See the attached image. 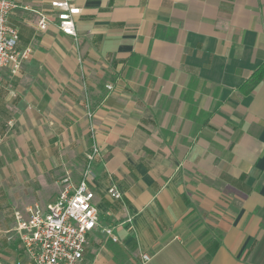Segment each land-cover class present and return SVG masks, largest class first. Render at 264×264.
<instances>
[{"label": "crops", "instance_id": "0c3cea01", "mask_svg": "<svg viewBox=\"0 0 264 264\" xmlns=\"http://www.w3.org/2000/svg\"><path fill=\"white\" fill-rule=\"evenodd\" d=\"M16 1L32 54L0 90L11 201L51 203L43 188L78 185L97 144L86 264H264V76L247 91L264 72V0H72L77 38L53 0Z\"/></svg>", "mask_w": 264, "mask_h": 264}, {"label": "built area", "instance_id": "2783aa9c", "mask_svg": "<svg viewBox=\"0 0 264 264\" xmlns=\"http://www.w3.org/2000/svg\"><path fill=\"white\" fill-rule=\"evenodd\" d=\"M51 6L52 19L58 29L77 38L75 17L79 9L72 0H53ZM19 7L16 0H0V90L5 75H17L32 54L31 48H20L19 32L9 23ZM49 21V16L42 15L40 29H47ZM86 108L91 120L90 103ZM100 156V148L94 144L78 185L64 189L54 202L46 205L34 203L23 212L15 213V232L31 264H86L89 236L100 227L101 220L93 186L96 179L93 164ZM109 194L115 200H121L123 196L115 185ZM104 233L117 242L112 228L104 229ZM149 260V256H143L144 262Z\"/></svg>", "mask_w": 264, "mask_h": 264}, {"label": "rangeland", "instance_id": "374dc122", "mask_svg": "<svg viewBox=\"0 0 264 264\" xmlns=\"http://www.w3.org/2000/svg\"><path fill=\"white\" fill-rule=\"evenodd\" d=\"M0 167L9 164L11 158L14 157L13 154L8 153L10 149V144L12 138L8 133H0ZM57 139V138H56ZM87 156V155H86ZM84 170V169H83ZM82 173L83 171L80 170ZM60 170H55L52 174H58ZM1 178V175H0ZM62 181V180H61ZM60 181V182H61ZM4 179H0V264H31L29 259L26 257L21 243L16 235V219L15 213L20 211L23 212L26 208L25 204L19 205L18 202H13L7 194V187L4 185ZM56 183H51L49 186L43 188L44 193H48V196L52 197L53 202L59 196L55 186ZM51 185V186H50ZM57 185V184H56ZM61 185L64 188H67L69 183L67 181L61 182ZM6 191V193H5ZM46 204L48 202H40ZM33 203V202H32ZM28 204H31L28 203ZM139 260H134L133 264H139Z\"/></svg>", "mask_w": 264, "mask_h": 264}, {"label": "trees", "instance_id": "16d2710c", "mask_svg": "<svg viewBox=\"0 0 264 264\" xmlns=\"http://www.w3.org/2000/svg\"><path fill=\"white\" fill-rule=\"evenodd\" d=\"M263 76H264V72L262 70L257 71L254 74L251 82H249V89L247 91L248 92L252 91L259 84V82H261Z\"/></svg>", "mask_w": 264, "mask_h": 264}]
</instances>
